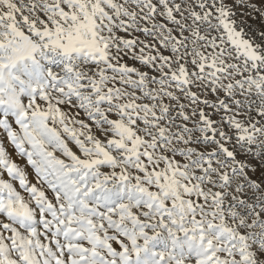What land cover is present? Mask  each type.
<instances>
[{"label":"snow or ice","instance_id":"obj_1","mask_svg":"<svg viewBox=\"0 0 264 264\" xmlns=\"http://www.w3.org/2000/svg\"><path fill=\"white\" fill-rule=\"evenodd\" d=\"M253 13L0 0V264H264Z\"/></svg>","mask_w":264,"mask_h":264},{"label":"rangeland","instance_id":"obj_2","mask_svg":"<svg viewBox=\"0 0 264 264\" xmlns=\"http://www.w3.org/2000/svg\"><path fill=\"white\" fill-rule=\"evenodd\" d=\"M252 3H255L257 5L264 6V0H251ZM241 11L238 9V12ZM242 11L247 12L248 9H242ZM247 23L250 24L254 29L257 30H264V16H262L260 13H253L250 16L246 17ZM8 150L10 152H13V149L11 146H8ZM14 155V152H13Z\"/></svg>","mask_w":264,"mask_h":264}]
</instances>
